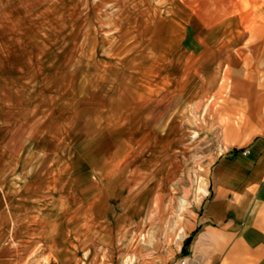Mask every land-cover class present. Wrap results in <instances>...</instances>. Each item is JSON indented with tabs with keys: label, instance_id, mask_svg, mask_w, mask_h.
I'll use <instances>...</instances> for the list:
<instances>
[{
	"label": "rangeland",
	"instance_id": "374dc122",
	"mask_svg": "<svg viewBox=\"0 0 264 264\" xmlns=\"http://www.w3.org/2000/svg\"><path fill=\"white\" fill-rule=\"evenodd\" d=\"M262 24L264 0H0V264L183 253L214 167L264 139Z\"/></svg>",
	"mask_w": 264,
	"mask_h": 264
},
{
	"label": "crops",
	"instance_id": "0c3cea01",
	"mask_svg": "<svg viewBox=\"0 0 264 264\" xmlns=\"http://www.w3.org/2000/svg\"><path fill=\"white\" fill-rule=\"evenodd\" d=\"M256 31L257 37L250 38L259 39L260 44L251 45V49L257 53L262 61L259 65L263 67L264 25ZM208 42L207 52L218 55L225 48L216 40ZM203 45L204 39L199 38L192 46L198 53L205 51ZM252 60L251 67L258 68ZM216 61L220 62L219 57ZM208 68L212 65H201L199 70ZM232 73L238 74L237 71ZM210 184L199 212L191 217L182 238L184 247L185 241L192 236L186 253L181 250L165 264L183 261L186 264H264V139H258L247 149H234L232 154L221 158L214 167Z\"/></svg>",
	"mask_w": 264,
	"mask_h": 264
},
{
	"label": "trees",
	"instance_id": "16d2710c",
	"mask_svg": "<svg viewBox=\"0 0 264 264\" xmlns=\"http://www.w3.org/2000/svg\"><path fill=\"white\" fill-rule=\"evenodd\" d=\"M191 240H192V236H191V238H189V239H187L185 241L184 248H183V253H186V248L188 247V245H190Z\"/></svg>",
	"mask_w": 264,
	"mask_h": 264
},
{
	"label": "built area",
	"instance_id": "2783aa9c",
	"mask_svg": "<svg viewBox=\"0 0 264 264\" xmlns=\"http://www.w3.org/2000/svg\"><path fill=\"white\" fill-rule=\"evenodd\" d=\"M181 264H186L184 261Z\"/></svg>",
	"mask_w": 264,
	"mask_h": 264
}]
</instances>
